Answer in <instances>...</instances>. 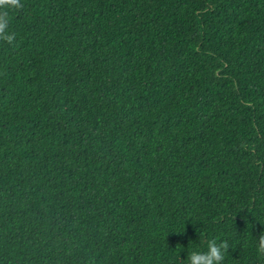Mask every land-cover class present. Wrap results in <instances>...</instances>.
Wrapping results in <instances>:
<instances>
[{
  "label": "trees",
  "instance_id": "1",
  "mask_svg": "<svg viewBox=\"0 0 264 264\" xmlns=\"http://www.w3.org/2000/svg\"><path fill=\"white\" fill-rule=\"evenodd\" d=\"M20 2L0 264H264V0Z\"/></svg>",
  "mask_w": 264,
  "mask_h": 264
},
{
  "label": "clouds",
  "instance_id": "2",
  "mask_svg": "<svg viewBox=\"0 0 264 264\" xmlns=\"http://www.w3.org/2000/svg\"><path fill=\"white\" fill-rule=\"evenodd\" d=\"M21 8L20 0H0V41L11 44L14 34L9 31L10 11ZM264 226V225H262ZM228 242L207 241L206 251H193L187 256V264H223L224 254L229 250ZM257 251L264 255V231L257 236Z\"/></svg>",
  "mask_w": 264,
  "mask_h": 264
}]
</instances>
